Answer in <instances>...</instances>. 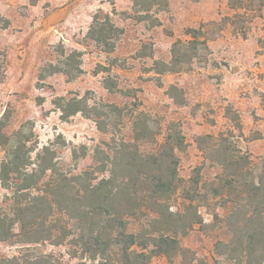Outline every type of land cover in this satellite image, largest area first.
<instances>
[{"label": "rangeland", "instance_id": "374dc122", "mask_svg": "<svg viewBox=\"0 0 264 264\" xmlns=\"http://www.w3.org/2000/svg\"><path fill=\"white\" fill-rule=\"evenodd\" d=\"M191 29L206 42L193 53ZM177 42L196 56L175 62ZM71 104L85 113L64 117ZM2 136L0 172L19 138L28 165L0 178L14 235L0 264H105L81 239L92 221L108 226L86 210L111 170L110 210L149 264H264V235L243 251L264 210V0H0ZM169 140L177 186L157 197L138 178H168ZM17 218L33 223L25 234ZM161 235L178 243L170 258L152 253Z\"/></svg>", "mask_w": 264, "mask_h": 264}, {"label": "trees", "instance_id": "16d2710c", "mask_svg": "<svg viewBox=\"0 0 264 264\" xmlns=\"http://www.w3.org/2000/svg\"><path fill=\"white\" fill-rule=\"evenodd\" d=\"M96 22V20H95ZM97 24V25H96ZM91 28L92 35L96 38L98 42H102L104 39V29L100 26H102L100 23H96ZM189 35H191L192 40L190 41V45L186 46L187 52L193 53L198 49L199 46H205L206 42L198 41V39L201 37V30L199 29H191L187 32ZM183 43L177 42L174 45L173 48V60L175 62H178V55L185 57H195L196 54L187 55L182 53ZM185 47V46H184ZM74 105H69V108L65 111V116L68 117L69 115H73L77 112L85 113L83 109H73ZM69 109V110H68ZM2 141H0L1 146H6L9 144L10 140L7 137L2 136ZM181 145V144H180ZM125 146V145H123ZM165 146L168 147V150H170V153L167 155V159L170 163L169 166V176L168 178L164 177L163 175L159 176H153L149 177L147 176L144 180H141L138 178V181H141V184L149 183L152 187L149 189L153 194L158 196H164L169 193H171L173 190L176 189L177 186V174H176V168L178 166V160L175 156L174 150L177 147L176 144L172 145V143L167 141L165 143ZM28 152L26 150V145L22 141V138H19V140L16 141L15 146L13 149L8 153L7 160H5L1 165V172H0V178L2 181L3 186L7 187L9 186V181L12 177V175H22L25 173L24 169L28 165ZM24 171V172H23ZM23 176V175H22ZM26 177L27 174H24ZM59 182L62 179L61 177L58 178ZM27 181L25 178L24 182ZM115 174L114 170H111V177L109 179H104L101 181L100 185L101 187H97L94 189V192L96 194L100 193V190L106 191L107 196H105V199H102L101 201L97 200L93 202V205H90L86 210V215H96L104 217L105 223L108 224L107 228H102V225L99 222L92 221L89 226H86L83 228V231H87L89 234L87 237H83L81 239L83 247L86 252H89L93 259H96L97 257H101L103 260H105V264H112L109 260V254L114 249L117 248L118 252L120 254L119 262L120 264H149L148 263V256L144 252H138L134 249L135 246L141 247L143 249L147 248V244L144 243L141 238L137 234L133 233H127L125 228H123V224L121 220L119 221V216L116 218L115 216L117 214H113L110 210L111 202L114 198L113 188L115 187ZM58 186V184L56 185ZM60 186V185H59ZM63 187V186H62ZM255 187V184H254ZM27 189H30V186L27 184H23L21 186L17 187V190L24 192ZM112 189V190H110ZM126 189V188H125ZM87 190V189H86ZM256 191H264V187H256ZM127 195V192L123 191ZM17 215L20 216L22 214H25L31 210V207L29 206H19L17 209ZM80 213V212H79ZM115 215V216H114ZM259 219L261 223V228L258 229L253 235L250 236V241L248 243V248L244 249L247 253V256L250 258L253 257L254 251L258 247V242L256 240V237L258 235H264V210L261 211L259 214ZM17 220L20 221L21 224V233H26L30 229L31 225L33 223H26L24 220L17 218ZM120 226H119V225ZM107 235V236H106ZM106 236V237H105ZM14 237V235L8 230L5 229V220L0 219V242L8 241ZM41 238H36V241H39ZM155 244V248L152 250L153 255H165L168 258H170L176 251H178V243L176 240L172 239L171 237L161 235ZM264 247V246H263ZM85 264V263H80ZM100 264H104V262H101ZM250 264V262L248 263Z\"/></svg>", "mask_w": 264, "mask_h": 264}]
</instances>
